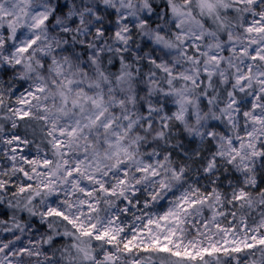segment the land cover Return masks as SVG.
Here are the masks:
<instances>
[{
	"label": "snow or ice",
	"instance_id": "snow-or-ice-1",
	"mask_svg": "<svg viewBox=\"0 0 264 264\" xmlns=\"http://www.w3.org/2000/svg\"><path fill=\"white\" fill-rule=\"evenodd\" d=\"M0 264H264V0H0Z\"/></svg>",
	"mask_w": 264,
	"mask_h": 264
}]
</instances>
